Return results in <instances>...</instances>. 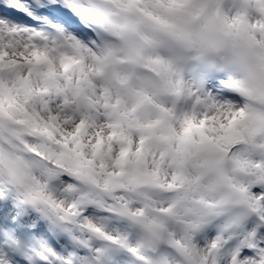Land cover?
<instances>
[{
    "label": "snow or ice",
    "instance_id": "1",
    "mask_svg": "<svg viewBox=\"0 0 264 264\" xmlns=\"http://www.w3.org/2000/svg\"><path fill=\"white\" fill-rule=\"evenodd\" d=\"M0 264H264V0H0Z\"/></svg>",
    "mask_w": 264,
    "mask_h": 264
}]
</instances>
